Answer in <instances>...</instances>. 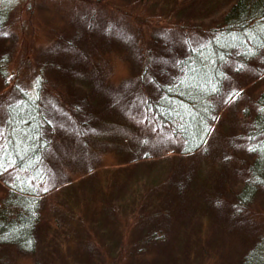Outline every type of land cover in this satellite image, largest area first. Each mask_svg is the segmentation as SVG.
<instances>
[{"label":"trees","instance_id":"1","mask_svg":"<svg viewBox=\"0 0 264 264\" xmlns=\"http://www.w3.org/2000/svg\"><path fill=\"white\" fill-rule=\"evenodd\" d=\"M10 3V0H0V40L5 35ZM210 32V37L204 42L186 43L184 51L175 54L169 65L161 62L168 58L164 53L166 49L171 51V45L163 44L166 49L162 53H159L161 49L154 50L158 52L155 54L149 51L150 63L154 62L151 67L149 59H145L146 64L139 61L138 77L124 79L118 87L112 85L113 96L89 90L94 86L91 76L103 71L91 58L87 62L91 65L92 69L88 67L90 71L64 64L66 60L61 55L66 54L65 51H57L53 59L27 60L36 72L35 80L27 88L16 87L18 96L13 101L4 102V122L0 123V157L4 164L0 168L3 187L0 193L1 264L10 259L6 253L11 248L23 255H36L37 264H72L75 259L82 260L90 254L98 256L101 264L104 261L125 263L139 251L131 247L127 249L126 243L121 245L131 227L135 226L132 219L137 220V224H149L143 242L151 244L157 241L158 235L164 231V219H172V214L160 210L162 206L159 205L165 204L166 207V201L160 199V176L157 182L155 179L148 182L136 193H120L118 188L125 182L135 188L132 178L136 169L150 162L178 157L186 159L208 150L209 140L216 131L214 125L222 110L245 92L234 90L226 102L219 104L218 97L224 88L229 90L232 79V74L227 71L229 67L240 69L256 60L263 64L260 75L264 76V0H231L222 24ZM117 34L121 37L117 44L127 45L126 40L131 35ZM134 48L133 55L136 56L139 49ZM7 50L0 48V78L4 80V88L10 75ZM138 54L139 59L147 55L140 51ZM48 71L53 72L52 78ZM74 75L84 78L86 84ZM59 80L65 82L68 92L58 90ZM45 96H49V102ZM244 114L247 122L243 132L231 139L245 150V156L238 158L239 166L232 170L242 182L234 188L235 185H227L229 179L215 176L223 186L217 190L220 196L215 197L223 200V205L226 203L224 212L227 215L229 207L231 213L242 212L244 218L237 215L243 223L239 231L245 227L244 231L250 234L252 217L246 212L247 207L251 208L264 188V88L253 99L252 110L249 105L244 107ZM90 147L92 150L83 161L87 156H93V166L78 178L83 180L96 176L97 171L104 168L111 176L99 180V185L104 180L106 184L98 186L97 183L94 208L84 200L77 209L65 210L62 197L70 194L64 189L73 182L62 169V163L76 161L78 164L81 151ZM102 147H113L119 156L117 165H102L101 157H97L98 148ZM217 151V160L230 159L228 151H223V154H220V149ZM222 172L226 174V171ZM181 173L183 176L181 174L177 178L165 175L162 182L175 181L181 191L199 177L194 172L181 170ZM140 190L144 193L149 190V195L143 193L141 198ZM186 195L177 194L175 199ZM156 206L160 211L154 212ZM112 211L126 215L120 220L118 231L108 239L119 246L106 248L98 242L92 230L86 233L79 229L85 218L101 227L113 225L114 217L104 218L106 214L111 216ZM53 212L60 213L61 217L57 218ZM49 214L54 219L51 223L45 222ZM98 215L100 219L96 222ZM156 218H161L163 225L157 223ZM57 220L61 222L57 223ZM46 223L49 231H45ZM252 236L250 242L244 244L241 260L236 264H264V233ZM43 238L51 242L60 239L55 245L59 253L56 258L52 252L40 249ZM162 240L165 243L167 238ZM65 251L67 254L63 253Z\"/></svg>","mask_w":264,"mask_h":264},{"label":"rangeland","instance_id":"2","mask_svg":"<svg viewBox=\"0 0 264 264\" xmlns=\"http://www.w3.org/2000/svg\"><path fill=\"white\" fill-rule=\"evenodd\" d=\"M10 1L5 35L0 40V48L8 49L7 55L10 59L7 66L10 75L5 88L2 84L4 80L0 78V123L4 122V102L13 101L18 96L16 87L27 88L29 83L35 80L36 72L28 65V59H53L57 51H65L66 54L61 55L64 58L62 59L66 60L63 61L64 64H72L75 68L79 66L88 71V67L92 69L91 65L87 63L91 58L101 69L103 68V71L98 75L91 76L94 86L89 90L95 93L101 92L100 95L112 94L113 96L115 91H112V85L118 87L124 79L138 77L140 73L139 61L146 64L145 59H149L148 65L151 67L154 62L150 63L149 51L155 54L158 52L154 50L161 49L159 53H162L166 49L162 47L163 44H167L169 47L171 45V51L166 49L164 53V56L168 58L163 60L165 63L161 62L169 65V60L174 58L175 54L184 51L186 43L204 42L210 37L212 33L210 31L222 24L224 13L231 0ZM117 32L131 35L126 40L127 45L117 44L121 38ZM155 40H157L156 45ZM134 46L140 52H146L147 55L141 59L138 57L139 51L136 56L133 55L136 51ZM61 56L58 57V60ZM70 56L73 58H68ZM252 64L240 69L228 68L227 71L232 74L230 76L232 79L229 81V90L224 88L220 98L218 97L219 104L226 102L225 100L234 90H244L245 92L235 97L222 110L214 125L216 131L213 132L209 140V148L204 154L201 152L186 159L178 157L172 160L148 162L149 165H143L136 169V175L132 178L135 188H132L131 183L128 182L118 188L120 193L125 191L136 193L138 188L146 187L148 182H152L154 179L157 182L160 176L158 184L160 199L166 201V207L165 204L159 205L162 206L160 210L172 214V219H164L162 222L165 225L163 226L164 231L158 235L157 241L151 242V244L142 241L146 237L149 224H137V220L132 219L135 226L131 227V232L127 233L125 241L121 245L126 243L127 249L131 247V249L135 248L139 251L132 259L121 264H236L238 260H241L244 244L250 242L252 235H263L264 188L261 189L251 208L247 207L246 212L251 215L254 223L250 224V234L244 231L245 227L242 229L243 231H239L243 223L238 216L244 218L242 212L231 213L232 210L229 207L227 215L224 212L227 209L226 203L223 205V200L219 201L215 197L220 196L217 190L223 189V186L219 185L218 177L215 179V176L222 175L225 180L229 179L227 185L231 187L235 185L234 188L242 182L232 170L239 166L238 158L245 156L243 155L245 150L231 139L233 135L240 134L244 130L247 122L244 107L249 105L252 110L253 99L264 88V76L260 75L263 64L256 60L252 61ZM47 74L51 77L53 72L48 71ZM74 76L77 78L76 75ZM77 79L86 84L84 78L78 76ZM60 81L57 84L58 90L62 93L68 92L65 82ZM45 97L49 102V96ZM219 149L220 154H223V151L230 153L228 161L225 158L217 160L215 153H218ZM91 150L92 147L81 151L83 153L78 164L76 161L62 163V169L71 176L70 180L73 182L71 186L64 189L66 193L70 194L62 197L65 201V210L77 209L84 200H88L94 208L97 200L96 187L106 184L104 180L99 185V180L105 176H111V173L108 174L106 168L103 167L105 170L97 171L96 176L91 175L87 179L85 178L86 180L78 178L81 173L88 171L87 169L93 166L95 157L87 156L85 162L83 161V158ZM98 152L97 157H101L102 165H117L116 160L119 156L113 147L98 148ZM181 170L186 173L188 171L198 173L199 177L195 183L187 185L185 190L181 191L178 190L175 181L166 184L162 182L165 175L176 178L181 174L183 176ZM222 171H226V174ZM141 173L143 176L139 177ZM230 174L231 176H229ZM76 178L78 181L75 182ZM2 188L0 184V193L3 191ZM143 193H140L141 198L144 194L149 195V190ZM180 193L187 195L181 199H175L176 195ZM156 204L158 205V203ZM158 210L159 208L156 206L154 212ZM52 214L57 218L61 217L60 213L53 212ZM109 217L115 219L111 226L101 227V225L85 218V221H79V229H83L86 233L92 230L100 240L98 242L104 244L106 248L119 246L108 239H111V236L118 231L120 220L126 218V215L115 214L112 211L111 216L106 214L104 218L108 220ZM45 218L47 223L54 220L50 214ZM99 219L98 215L96 222ZM160 219L156 218L155 221L161 223ZM59 222L61 221L57 220V223ZM47 223L45 231L50 229ZM104 224H106L105 221ZM102 228L105 231L101 230ZM108 228L111 232L108 231ZM164 238H167L165 243L162 240ZM58 242L60 239L51 242L43 238L40 241V249L52 252L53 258H56L59 255L55 249ZM110 242L112 245H108ZM73 245L75 247L76 242ZM66 251L63 253L67 254ZM172 254L174 257H170ZM6 255L10 256V259L4 264H37L36 255H23L12 248L7 251ZM70 258L73 259V255ZM98 260V256L90 254L82 260L75 259L72 264H101ZM114 262L104 261L103 264Z\"/></svg>","mask_w":264,"mask_h":264},{"label":"snow or ice","instance_id":"3","mask_svg":"<svg viewBox=\"0 0 264 264\" xmlns=\"http://www.w3.org/2000/svg\"><path fill=\"white\" fill-rule=\"evenodd\" d=\"M4 164H3V158L0 157V168H3Z\"/></svg>","mask_w":264,"mask_h":264}]
</instances>
